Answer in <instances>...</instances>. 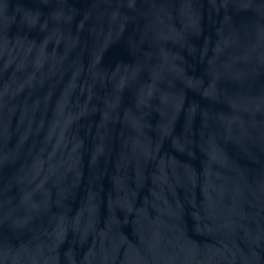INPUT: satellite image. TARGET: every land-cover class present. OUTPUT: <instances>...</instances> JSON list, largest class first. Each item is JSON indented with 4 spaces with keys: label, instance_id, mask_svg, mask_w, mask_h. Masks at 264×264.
<instances>
[{
    "label": "water",
    "instance_id": "95a60500",
    "mask_svg": "<svg viewBox=\"0 0 264 264\" xmlns=\"http://www.w3.org/2000/svg\"><path fill=\"white\" fill-rule=\"evenodd\" d=\"M0 264H264V0H0Z\"/></svg>",
    "mask_w": 264,
    "mask_h": 264
}]
</instances>
